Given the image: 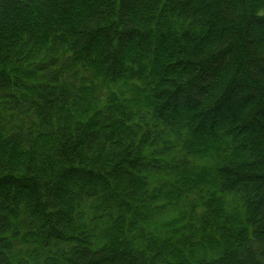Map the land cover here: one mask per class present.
<instances>
[{"label":"trees","instance_id":"trees-1","mask_svg":"<svg viewBox=\"0 0 264 264\" xmlns=\"http://www.w3.org/2000/svg\"><path fill=\"white\" fill-rule=\"evenodd\" d=\"M0 264H264V0H0Z\"/></svg>","mask_w":264,"mask_h":264},{"label":"bare ground","instance_id":"bare-ground-1","mask_svg":"<svg viewBox=\"0 0 264 264\" xmlns=\"http://www.w3.org/2000/svg\"><path fill=\"white\" fill-rule=\"evenodd\" d=\"M25 27V26H24ZM130 41V40H129ZM100 54V53H99ZM151 59V58H150ZM33 73V72H32ZM97 73V72H96ZM13 84V83H12ZM41 87V86H40ZM146 95V94H145ZM48 101V100H47ZM78 101H80V100H78ZM74 103V102H73ZM80 106V105H79ZM78 106V107H79ZM81 109V108H80ZM90 110V109H89ZM124 110V109H123ZM92 112V111H91ZM125 112V111H124ZM76 149V148H75ZM63 157V156H62ZM106 158V157H105ZM84 159V158H83ZM102 161V160H101ZM94 162H95V160H94ZM107 162V161H106ZM97 163H99V162H97ZM196 182V181H195ZM205 196V195H204ZM205 201V200H204ZM188 202V201H187ZM200 206V205H199ZM238 231V230H237ZM204 233V232H203ZM8 234V233H7ZM223 244V243H222ZM227 244V243H226ZM138 245H140V244H138ZM180 254V253H179ZM173 255V254H172ZM49 256V255H48Z\"/></svg>","mask_w":264,"mask_h":264}]
</instances>
